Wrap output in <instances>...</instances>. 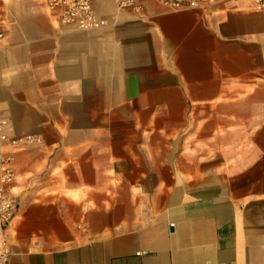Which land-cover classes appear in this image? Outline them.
<instances>
[{"label":"crops","instance_id":"crops-1","mask_svg":"<svg viewBox=\"0 0 264 264\" xmlns=\"http://www.w3.org/2000/svg\"><path fill=\"white\" fill-rule=\"evenodd\" d=\"M91 1L0 0L7 264H264V10Z\"/></svg>","mask_w":264,"mask_h":264},{"label":"built area","instance_id":"built-area-1","mask_svg":"<svg viewBox=\"0 0 264 264\" xmlns=\"http://www.w3.org/2000/svg\"><path fill=\"white\" fill-rule=\"evenodd\" d=\"M169 11L179 12L184 10H205L210 6L223 3L228 0H157ZM47 10L53 15L58 25L73 26L80 31L99 30L105 25V20L96 13L91 0H44ZM131 7L135 10L139 6L134 0L120 1L118 8ZM254 8L264 10V0H254ZM4 36L0 29V39ZM4 122H0V132ZM0 139L5 136L0 134ZM20 139H12V145H16ZM31 140L30 136L26 137ZM14 171L12 156L0 149V264H7L10 249L5 236L6 228L11 224L18 208V197L13 186Z\"/></svg>","mask_w":264,"mask_h":264}]
</instances>
